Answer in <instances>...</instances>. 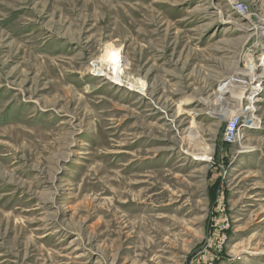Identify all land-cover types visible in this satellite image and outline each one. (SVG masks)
<instances>
[{
	"label": "rangeland",
	"instance_id": "1",
	"mask_svg": "<svg viewBox=\"0 0 264 264\" xmlns=\"http://www.w3.org/2000/svg\"><path fill=\"white\" fill-rule=\"evenodd\" d=\"M262 62L264 0H0V264H264Z\"/></svg>",
	"mask_w": 264,
	"mask_h": 264
},
{
	"label": "bare ground",
	"instance_id": "2",
	"mask_svg": "<svg viewBox=\"0 0 264 264\" xmlns=\"http://www.w3.org/2000/svg\"><path fill=\"white\" fill-rule=\"evenodd\" d=\"M109 56H110L109 60H111V62L110 61L109 62L113 63V74H114L115 78H119L121 61L118 59V56L116 54L110 53ZM263 65H264V63L262 62L256 66V68H257L256 71L258 72V74L260 73V76H261V74H264V69L262 70L260 68V67H263ZM244 89H246V93H247L245 96V100H247V102H248L246 107H245V110L248 111L250 113V116H251V119H249V123L257 126L261 120L254 113L255 112V103L258 102V100H260L259 99L260 92H262L261 90L264 89V85L261 84L260 82L255 84V85L248 84V85L244 86ZM229 90H231V86L228 83L222 84L219 87L220 97L223 98L222 97L223 94L227 93ZM244 147H247V146H244ZM207 153H208V151H206V153L203 152L202 153L203 157L207 158V155H206Z\"/></svg>",
	"mask_w": 264,
	"mask_h": 264
},
{
	"label": "built area",
	"instance_id": "3",
	"mask_svg": "<svg viewBox=\"0 0 264 264\" xmlns=\"http://www.w3.org/2000/svg\"><path fill=\"white\" fill-rule=\"evenodd\" d=\"M240 118L232 117L227 120L226 128H225V140L227 142H235L239 139L240 136ZM213 264V263H209Z\"/></svg>",
	"mask_w": 264,
	"mask_h": 264
}]
</instances>
